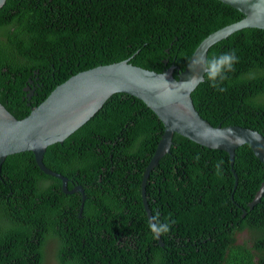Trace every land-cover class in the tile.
I'll use <instances>...</instances> for the list:
<instances>
[{"label":"trees","instance_id":"trees-1","mask_svg":"<svg viewBox=\"0 0 264 264\" xmlns=\"http://www.w3.org/2000/svg\"><path fill=\"white\" fill-rule=\"evenodd\" d=\"M242 18L216 0H6L0 104L20 120L71 76L127 59L156 73L171 64L182 71L203 39ZM230 51L238 62L218 85L225 91L203 80L191 94L194 108L214 127L237 125L264 137V30L233 33L207 59ZM26 87L33 89L29 100ZM162 134L142 101L114 94L46 149L45 167L67 178L68 190L82 187L81 217V194L62 193L61 181L42 173L31 152L6 157L0 264H43L50 238L60 264H264V194L248 207L264 183V165L246 144L235 150L233 190L226 152L173 135L146 185L152 216L174 221L160 247L149 231L141 180ZM244 230L252 234L250 248L235 243Z\"/></svg>","mask_w":264,"mask_h":264},{"label":"water","instance_id":"water-1","mask_svg":"<svg viewBox=\"0 0 264 264\" xmlns=\"http://www.w3.org/2000/svg\"><path fill=\"white\" fill-rule=\"evenodd\" d=\"M216 1L239 11L243 18L212 32L203 39L182 71L171 64L161 73H156L134 66L127 59L97 66L71 76L57 85L39 105L30 107L28 104L30 112L20 120L15 119L0 104V169L6 157L31 152L36 166L42 173L61 181L62 193L81 194L79 208L81 217L85 201L82 187L74 186L68 190L67 178L45 167L43 163L45 151L51 145L62 144L88 122L109 97L114 94H125L142 101L163 125V134L141 180L142 202L149 223L152 213L146 199L147 180L159 161L170 152L174 134L208 149L226 152L235 179L233 187L235 190L238 183L233 169L235 150L242 145H248L254 156L264 165V137L257 131L237 125L212 126L198 114L191 99V94L200 83L189 90L188 86L182 85L181 82L187 81L193 75L201 74L200 68L192 67L193 61L200 57L207 59L209 49L215 44L243 29L264 30V0ZM5 2L6 0H0V8ZM174 73L177 78L174 77ZM29 82L32 83L31 80ZM24 91L27 92L26 97L29 100L33 89L26 87ZM263 194L264 183L248 204L250 210L260 202ZM245 215L246 211L243 210L242 217ZM156 240L160 247L164 246L160 237Z\"/></svg>","mask_w":264,"mask_h":264},{"label":"clouds","instance_id":"clouds-1","mask_svg":"<svg viewBox=\"0 0 264 264\" xmlns=\"http://www.w3.org/2000/svg\"><path fill=\"white\" fill-rule=\"evenodd\" d=\"M237 62L238 58L234 51L223 53L211 59L204 57L197 58L193 61L192 67L200 68L201 74L193 75L187 81L181 83L182 85L188 86L189 90H191L206 79L212 87L218 88L219 91L223 92L225 89L218 85L226 79L225 74L232 71L234 64ZM217 171H219V168H217ZM172 223L174 221L169 222L168 219L162 221L159 214L153 215L149 223V231L153 234L154 238H159L161 235L167 234L170 231Z\"/></svg>","mask_w":264,"mask_h":264},{"label":"rangeland","instance_id":"rangeland-1","mask_svg":"<svg viewBox=\"0 0 264 264\" xmlns=\"http://www.w3.org/2000/svg\"><path fill=\"white\" fill-rule=\"evenodd\" d=\"M252 234L248 230L239 232L235 236L237 244L246 245V247H251ZM58 253V243L54 239H48L44 247V262L43 264H60L57 258Z\"/></svg>","mask_w":264,"mask_h":264},{"label":"flooded vegetation","instance_id":"flooded-vegetation-1","mask_svg":"<svg viewBox=\"0 0 264 264\" xmlns=\"http://www.w3.org/2000/svg\"><path fill=\"white\" fill-rule=\"evenodd\" d=\"M148 163H149V162H148ZM147 165H148V164H147ZM158 165H159V164H158ZM160 174H161V173H160ZM152 198H153L154 201L156 200V199L154 198L153 194H152ZM158 198H159V197H158ZM241 232H242V231H241ZM237 233H239V232H237ZM237 233H236V234H237ZM236 234H235V236H236ZM235 236H234V237H235ZM235 243H236V240H235ZM236 244H237V243H236ZM194 247H195V251H197V243H196V242L194 243Z\"/></svg>","mask_w":264,"mask_h":264}]
</instances>
